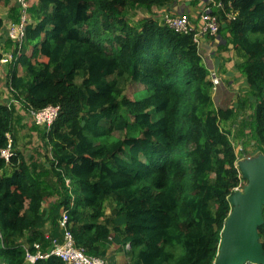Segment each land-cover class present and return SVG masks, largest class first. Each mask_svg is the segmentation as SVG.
<instances>
[{"label": "trees", "instance_id": "trees-1", "mask_svg": "<svg viewBox=\"0 0 264 264\" xmlns=\"http://www.w3.org/2000/svg\"><path fill=\"white\" fill-rule=\"evenodd\" d=\"M179 1L33 0L21 44L3 41L16 55L10 101L0 100V264H64L26 259V248L47 252L62 238L61 209L76 245L104 261L117 244L119 264H214L229 198L245 181L238 155L248 145L264 153V0H220L213 10L219 46L243 56L236 107L231 88L216 105L193 34L164 23ZM10 18L19 21L18 3ZM127 83L140 87L129 94ZM14 102L28 112L59 106L40 134L44 161L19 149ZM248 108L238 154L230 124ZM258 234L264 247V207Z\"/></svg>", "mask_w": 264, "mask_h": 264}, {"label": "water", "instance_id": "water-1", "mask_svg": "<svg viewBox=\"0 0 264 264\" xmlns=\"http://www.w3.org/2000/svg\"><path fill=\"white\" fill-rule=\"evenodd\" d=\"M245 184L230 196L232 209L224 221L214 264H264V247L258 234L263 222L264 153L238 160Z\"/></svg>", "mask_w": 264, "mask_h": 264}, {"label": "rangeland", "instance_id": "rangeland-1", "mask_svg": "<svg viewBox=\"0 0 264 264\" xmlns=\"http://www.w3.org/2000/svg\"><path fill=\"white\" fill-rule=\"evenodd\" d=\"M29 4H31V2L33 0H27ZM17 5V0H8V2H3L0 3V17L3 18L4 20V24L5 27H3L2 24V28H0V42H3L4 40H6V38L8 37L10 40H13L10 35V29L13 25L16 24V22L12 21L10 16H11V8L12 6ZM177 8V7H176ZM132 13H134V16L137 17H142L144 14H147L146 12L138 10V12L132 11ZM29 12H28V16H29ZM2 30L4 31L3 33H5V37L2 33ZM220 41V40H219ZM218 42H214V43H219ZM231 47V44L228 46ZM12 49V46H11ZM0 53H1V58H0V100L4 99L7 100L8 102L10 101V97H9V93L7 90V86H6V77L8 75V70L5 69V66L8 65L9 60L11 58V50H5L2 47H0ZM220 55L222 57V55H224L221 60V62H224L225 64H227L226 56H227V51L223 50L220 52ZM2 57H6L7 61H1V59H3ZM241 58L243 59V56H241ZM239 55L238 57L235 56L234 59H230L229 60V64H230V68H233L232 65L236 66V64L239 61ZM235 62V63H234ZM234 79L232 80V85L231 87H233V91H234V95L232 97V99H234L235 101L233 102V106L236 107V104L238 103V97L239 96H243L245 94V89L244 88V78L240 76V74L237 72L234 75ZM220 86L222 85V83L220 82L219 84ZM140 85L139 83H127L125 86V91L129 94L133 93L134 91H136L137 89H139ZM223 87V85L221 86ZM225 87V85H224ZM218 92V89L216 90ZM217 92H214L215 94V103L216 105H218L219 99L217 98ZM15 103V110H16V117L17 119V125L16 128L19 131V135H20V144H19V149L23 152V154L25 155V158L29 161H35L34 159H41V161H44V153H46L48 151V147L44 145V142L41 140L40 138V134L43 131V127L44 126H40L39 124V129L41 130L39 132L38 129L33 128V124L36 123L34 121V117L32 116V114L30 112H28V110H26L24 107H22L20 105V103L18 102H14ZM230 105L231 101H230ZM250 109L248 108L247 110L244 109L241 113L238 112V118H236L232 124H230V129L232 131V140L234 141V145H235V150L236 152L239 154L242 145L240 144V140L239 138H237V136H240L241 133H244V135L249 133V128L245 127L244 122L247 118V115L249 114ZM228 126V125H226ZM242 131V132H241ZM258 150H256L254 147H251L250 145L247 146V151L246 154H239L238 155V159L236 161V163L238 162V160L240 159H244V158H250V157H254L258 154ZM48 155V152H47ZM246 181L242 182V186L245 184ZM242 186L240 187V189L242 188ZM51 198H55L54 196L50 197ZM111 210V206L108 205L107 206V213H109ZM122 246L117 244H111V246H109V249L107 251L106 254V263L107 264H119L122 261H124V255H123V250L121 249Z\"/></svg>", "mask_w": 264, "mask_h": 264}, {"label": "built area", "instance_id": "built-area-1", "mask_svg": "<svg viewBox=\"0 0 264 264\" xmlns=\"http://www.w3.org/2000/svg\"><path fill=\"white\" fill-rule=\"evenodd\" d=\"M17 3L20 7V18L19 21L11 27L9 35L14 42H19L21 44L24 37L25 27L30 22V15L28 16L29 4L27 0H17ZM216 5L221 6V2L218 1ZM227 17H233V14H228ZM163 21L169 28L176 32L193 33V39L197 43H199V38L201 36L215 35L219 29L217 17L212 12L209 5L204 6L200 14V23L198 26L193 25L188 17L183 14L171 15L165 13ZM10 55L11 58L9 62L15 58L12 52ZM2 58L1 61H7L6 57ZM213 82L214 84L218 83V77L214 73ZM58 112V105H48L38 111H30L36 124L41 126H49L57 117ZM1 155L6 160L9 159L11 155L10 144H8L7 148L1 151ZM240 187L241 184L237 186L235 190L240 189ZM58 222L62 230V238L60 240L54 239L51 248L47 252L41 253L40 251H36L32 253L26 248V259L29 262L34 263L37 259H45L50 255H54L59 257L64 264H106L102 258L88 255L83 247L76 245L73 233L69 227V216L66 209H61ZM34 246L35 248H38L39 245L38 243H35Z\"/></svg>", "mask_w": 264, "mask_h": 264}, {"label": "crops", "instance_id": "crops-1", "mask_svg": "<svg viewBox=\"0 0 264 264\" xmlns=\"http://www.w3.org/2000/svg\"><path fill=\"white\" fill-rule=\"evenodd\" d=\"M213 1L214 0H183V1L181 0L178 3L169 7V9L164 10V11H166L167 13H184L185 15H187L189 21L193 25L198 26L200 23L199 14H200L203 6H205L209 3L210 6L213 7V6H215L212 3ZM0 19L3 20L2 17H0ZM2 24H3V27H5L4 20H3ZM3 32L4 31L2 30V33ZM3 35L5 37V33H3ZM218 41H219L218 44L214 43V42H218ZM221 41L222 40L220 39L219 35L216 36L214 39H213V37L205 35V36L200 37V43L198 45L200 54L203 58L205 65L208 67V69L210 71L213 70L216 73H218L220 78H221V83H222L223 87H221L222 85L221 86L219 85L217 88L218 92L216 91L217 96L219 97V98L217 97L219 99V101L222 98L221 90H223L225 88L233 89V87H231V85H232L231 82L234 79L233 75L235 73H237L235 71L233 65H232L233 68H230L229 60L234 59L235 56L238 57V55L240 58L239 61L243 60L241 58L242 55H240V53H238L237 51H231L230 47L228 49H223L221 46H219ZM11 46H9L8 49L6 48L5 50H10ZM0 47H3V42H0ZM223 50L227 51V56L225 59L227 61V64H225L224 62H221L222 58H224L223 57L224 55H222V57H221L220 52ZM5 69L7 70V65L5 66ZM224 85H225V87H224Z\"/></svg>", "mask_w": 264, "mask_h": 264}, {"label": "clouds", "instance_id": "clouds-1", "mask_svg": "<svg viewBox=\"0 0 264 264\" xmlns=\"http://www.w3.org/2000/svg\"><path fill=\"white\" fill-rule=\"evenodd\" d=\"M218 1H220V0H214L212 3L215 5V6H213V7H211L210 6V4L208 3L207 5H209L210 7H211V9H212V12L214 13V8H216V7H220V6H217L216 5V3L218 2ZM221 2V1H220ZM29 4V3H28ZM206 6V5H205ZM221 6H222V3H221ZM203 8H204V6H203ZM203 8H202V10H203ZM202 10H201V12H202ZM201 12H200V14H201ZM165 13H167V12H165ZM169 14H171V15H177V14H183V15H185L184 13H169ZM200 14H199V18H200ZM215 14V13H214ZM216 15V14H215ZM187 16V15H186ZM216 17H217V15H216ZM30 21H31V19H30ZM219 27H220V25H219ZM218 31H219V29H218ZM193 34V33H192ZM219 34H218V32L215 34V35H207V36H210V37H213V39L216 37V36H218ZM194 40V39H193ZM197 43V42H196ZM199 43H200V38H199ZM199 43H197V45H199ZM199 48V47H198ZM213 73L218 77V83L217 84H214V82H213ZM209 79L212 81V84H213V90L214 91H216L217 90V88H218V86H219V84H220V82H221V78H220V76H219V74L218 73H216L215 71H210L209 70ZM35 124V123H34ZM41 126V125H40ZM236 165H237V163H236ZM106 262V261H105ZM107 264V263H106Z\"/></svg>", "mask_w": 264, "mask_h": 264}, {"label": "bare ground", "instance_id": "bare-ground-1", "mask_svg": "<svg viewBox=\"0 0 264 264\" xmlns=\"http://www.w3.org/2000/svg\"><path fill=\"white\" fill-rule=\"evenodd\" d=\"M18 16H19V14H18ZM31 17V16H30ZM16 22V21H15ZM31 22V21H30ZM29 24V23H28ZM26 39V38H25ZM13 42V41H12ZM17 45V44H16ZM17 46H15V48H16ZM20 49V48H19ZM13 53V52H12ZM14 54V53H13ZM14 55H16V52H15V54ZM15 61V60H14Z\"/></svg>", "mask_w": 264, "mask_h": 264}]
</instances>
